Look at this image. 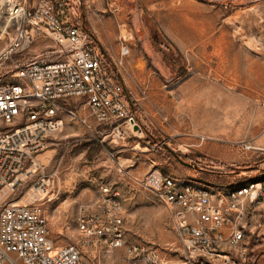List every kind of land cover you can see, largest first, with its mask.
Returning <instances> with one entry per match:
<instances>
[{
  "label": "rangeland",
  "instance_id": "obj_1",
  "mask_svg": "<svg viewBox=\"0 0 264 264\" xmlns=\"http://www.w3.org/2000/svg\"><path fill=\"white\" fill-rule=\"evenodd\" d=\"M71 2L79 24L85 23L113 64L122 60L121 36L128 41L129 55L117 69L143 134L117 145L109 138L99 144L103 129L92 125L90 132L77 119L88 114L85 101L62 102L60 126L39 157L41 168L15 191H0V210L8 203H40L56 246H80L83 264H138L152 251L162 261L158 264H183L169 213L141 181L159 171L230 187L264 174L249 175L255 167L264 171V0ZM53 47L39 38L27 59ZM10 129L0 121V132ZM144 140L157 143L156 151L144 147ZM246 141L255 151L238 149ZM165 145L195 168L179 164ZM205 161L216 163V170L201 171ZM229 170L243 172L214 174ZM102 186L127 204L124 244L118 249L105 243L89 247L78 231L84 212L97 210L91 205Z\"/></svg>",
  "mask_w": 264,
  "mask_h": 264
},
{
  "label": "built area",
  "instance_id": "obj_2",
  "mask_svg": "<svg viewBox=\"0 0 264 264\" xmlns=\"http://www.w3.org/2000/svg\"><path fill=\"white\" fill-rule=\"evenodd\" d=\"M39 38L51 40L54 47L28 60ZM120 40L122 60L113 64L77 21L71 0L0 1V121L11 127L0 132V191H15L41 168L39 157L60 126L64 101H85L88 114L77 119L90 132L92 125L103 129L99 144L109 138L117 145L142 136L117 69L129 55L128 41ZM238 149L244 154L255 151L249 141L239 143ZM215 164L205 161L201 171L216 170ZM141 184L169 213L183 264H252L249 247L264 223L252 229L248 221L264 204V174L214 187L152 171ZM100 191L97 210L78 219L81 240L89 247L105 243L121 248L119 194L106 186ZM83 253L78 245L56 246L40 203H8L0 210V264H83ZM161 262L152 251L138 264Z\"/></svg>",
  "mask_w": 264,
  "mask_h": 264
},
{
  "label": "trees",
  "instance_id": "obj_3",
  "mask_svg": "<svg viewBox=\"0 0 264 264\" xmlns=\"http://www.w3.org/2000/svg\"><path fill=\"white\" fill-rule=\"evenodd\" d=\"M83 27L85 28V23L82 24ZM86 29V28H85ZM131 100V104L133 106V111L135 112V104L134 102ZM136 114V113H135ZM142 145L144 147H148L150 148L151 150H155L156 151V144L157 143H154V144H151L149 141H141ZM161 154V153H160ZM171 157V156H169ZM183 161H185L186 163H190V160L188 158H183L181 157ZM241 172L243 171H236V170H229L228 172H226L225 174H222V173H214L215 175H218V176H235V175H239ZM264 171H260V169L258 167H255L253 168L252 172L249 173V175L251 174H254V173H262ZM264 248V241L262 240H254L251 242L250 244V247H249V261L252 263V264H260L262 259L264 258V251L258 255H255L254 251L257 250V249H263Z\"/></svg>",
  "mask_w": 264,
  "mask_h": 264
},
{
  "label": "crops",
  "instance_id": "obj_4",
  "mask_svg": "<svg viewBox=\"0 0 264 264\" xmlns=\"http://www.w3.org/2000/svg\"><path fill=\"white\" fill-rule=\"evenodd\" d=\"M102 198V195H100V197L91 205L93 208H96L97 205L100 203V200ZM122 203V217H123V221L125 223V211L127 210L126 209V201L125 200H121ZM263 209H264V204L263 205H260L258 207H256L254 209V212L252 213V217L251 219L248 221V223H251V228L252 229H255V226L257 223H264L263 219H262V212H263ZM254 240H262L264 241V225L261 229L259 230H256V235L253 239Z\"/></svg>",
  "mask_w": 264,
  "mask_h": 264
},
{
  "label": "water",
  "instance_id": "obj_5",
  "mask_svg": "<svg viewBox=\"0 0 264 264\" xmlns=\"http://www.w3.org/2000/svg\"><path fill=\"white\" fill-rule=\"evenodd\" d=\"M218 1H223V0H218ZM165 149L169 152V154L181 165L188 167V168H195L194 165L190 164V163H186L185 161L182 160V158L180 157V155L176 154L175 152H173L172 150H170L166 145L164 146Z\"/></svg>",
  "mask_w": 264,
  "mask_h": 264
}]
</instances>
